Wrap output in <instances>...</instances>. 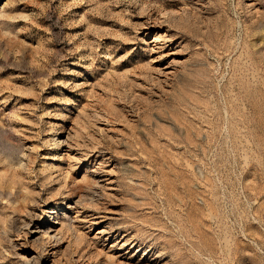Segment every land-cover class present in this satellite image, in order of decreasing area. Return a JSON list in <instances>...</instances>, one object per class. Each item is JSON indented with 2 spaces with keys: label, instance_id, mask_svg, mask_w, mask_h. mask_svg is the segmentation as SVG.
I'll list each match as a JSON object with an SVG mask.
<instances>
[{
  "label": "rangeland",
  "instance_id": "rangeland-1",
  "mask_svg": "<svg viewBox=\"0 0 264 264\" xmlns=\"http://www.w3.org/2000/svg\"><path fill=\"white\" fill-rule=\"evenodd\" d=\"M0 264H264V0H0Z\"/></svg>",
  "mask_w": 264,
  "mask_h": 264
}]
</instances>
